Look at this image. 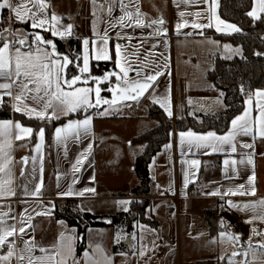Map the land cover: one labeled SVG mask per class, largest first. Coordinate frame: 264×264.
<instances>
[{"label": "crops", "instance_id": "obj_1", "mask_svg": "<svg viewBox=\"0 0 264 264\" xmlns=\"http://www.w3.org/2000/svg\"><path fill=\"white\" fill-rule=\"evenodd\" d=\"M47 2L50 4L49 16L54 12L62 17L61 25L70 24L73 26L71 36L60 39L52 36L50 31L42 32L40 29H32L28 23L13 21V14L8 10L9 26L14 30L26 33L40 32L48 40L62 41L65 48L58 45L60 52L76 58L82 56L84 39H89L90 42L97 39L96 32L93 30L95 25V29L99 33L103 34L105 30L108 32L111 59L100 61L90 59L91 75H95L93 72L94 63L102 61H112L114 63L112 67L119 71L117 62L121 60V57L116 55V45H120L122 50L126 49L128 53L136 51L139 46V58L131 57L135 61L134 67L139 66L145 74L163 70L164 75L158 77L153 87L139 102L126 103L129 106H124L125 104L113 106L114 109L118 108L119 110L110 109L106 116L97 113L105 111L108 106L89 114L81 110L62 117L67 119L58 127L66 125L70 120H82L85 116L92 117L91 132L82 136L80 140L69 139L66 146L57 144L54 131L52 146L47 148V133L43 127L45 130L42 147L43 173L39 172V165H37L34 177L31 173L32 163L23 166L19 162L23 157L38 155L34 151L35 144L39 142L37 130L35 131L32 126L23 124L16 118L5 119L31 127L34 132L31 138L14 141L12 156L15 163L12 167L17 194L15 197L0 199V205L7 206L0 208V211L10 210L11 216L19 217L24 214V209L28 208L33 216L35 241L44 247L57 244L60 233L64 232L68 235L71 230V233L77 237L74 241V248L75 256L80 264H85L83 253L85 251L93 253L96 245H100L104 249L105 253L112 258L113 264H198L200 260L214 261L215 264H228L232 251L246 249L249 240L254 245L264 242V235L256 234V231L264 233V223L253 219L255 213L233 208L228 203L229 201L235 204L254 203L264 199V140L258 137L254 142L255 196L225 194L229 189H235L241 184L248 186L247 180L252 174V167L237 164L236 170L233 171L232 166L229 165L226 174L223 161L228 158L239 160L242 158L240 153L252 151L239 146L240 143H253L250 136L237 137L239 142L237 153L231 154L230 157L224 153H213L210 149H193L190 153L186 150L187 145H184L182 149L179 143V133L181 132L227 134L231 130L232 120L247 110L249 97L253 100L252 115L253 117L257 116L258 98L253 94L246 98L243 110L230 120L228 129L224 133H219L215 129L199 132L193 129L178 130L174 128L169 142L153 158L149 169L155 186L149 196L151 205L147 210V216L155 218L160 223V233L144 223H138L131 236L121 235L119 231H115L109 226H89L85 233H80L77 226H70L66 220L55 218L57 206L68 200H76L81 211L94 216L109 217L124 210V207L129 210V204L122 206L118 202L128 201L129 197L122 193L139 185L134 165L137 157L145 148L144 143H135L134 139L160 124L157 118L150 116L151 107L153 105L160 106L158 103H153L151 97L155 95L161 99L165 96L170 98L171 116L164 108L160 107L166 115L173 119V122L187 115L194 117L200 114L219 115L226 108L224 96L210 80L208 73L213 68L216 57L232 59L236 56H243L244 49L229 39V37L241 33L242 29L238 24L221 16L222 0H218L219 6L216 8V14L225 22L239 27L240 32H217L215 21L211 28L193 29L191 27L192 22L208 23L207 9L211 0H207V2L193 0L187 4H177V0H140V11L145 14V26L127 28L117 24L118 17L123 15L118 3L112 5L113 12L109 16L107 12L108 0H97L95 6L91 0H47ZM124 2L129 3V0H124ZM101 4L105 5L103 10L99 8ZM254 7L255 0H253L251 11ZM129 10L135 11V5L129 3ZM182 11L193 15L181 18L180 12ZM197 12L201 13L199 18L194 15ZM161 17L165 20L162 26H147L150 20ZM261 19H264V14H261ZM183 20L188 21V26L182 28L177 34L176 24ZM157 28L166 29L167 35H156ZM77 37L81 40L80 53L68 45L69 40ZM89 47L92 48L91 43ZM166 62L168 67H164ZM157 64L161 67L157 68ZM68 74L69 76L78 75V68L71 65ZM129 75L132 79L139 78L136 77L135 71L130 72ZM6 99H9L12 105L13 101L8 97H5ZM28 102L31 103V101ZM260 102L264 103V99H261ZM78 113L81 115L75 116ZM89 145L92 147L91 154L81 165V171L74 174L72 172L73 164L80 158L81 153L87 151ZM169 145L171 147H168ZM193 159L200 161L198 170H195V177L191 175L194 169L189 168L187 163H183ZM22 170L24 175L21 174ZM186 174L190 180L187 187H185ZM57 177H60L59 180ZM73 177L78 180L76 184H72ZM41 178L44 185L42 197H26L24 186L27 185L31 191ZM69 187L74 193L84 191L86 188H95L96 192H85L83 196L59 195L66 192ZM213 191H218L220 195H211L210 193ZM25 200L27 203L23 202ZM218 206H224L232 215L219 214ZM44 208L51 209V215L38 216L32 211V209L41 211ZM207 211L217 212L216 219L221 225L218 231L211 228V222L215 220L208 218ZM202 219L205 222L203 228L199 226V221ZM14 222V220H9V223ZM202 230H204L203 233ZM28 231L31 233L32 229H28ZM225 232L238 236L239 242L235 246L230 244L221 235ZM117 235L121 237L118 243L126 241L132 249L131 252H114L113 247L118 244L116 242ZM31 238L32 236L25 237V239ZM79 242L85 246V250L80 256L78 255ZM241 245H243V249ZM141 250L146 254L141 256ZM36 255H41V253L37 252ZM95 255L99 258V253ZM234 259L240 260L241 257L238 256ZM12 264H16L14 258Z\"/></svg>", "mask_w": 264, "mask_h": 264}, {"label": "snow or ice", "instance_id": "obj_2", "mask_svg": "<svg viewBox=\"0 0 264 264\" xmlns=\"http://www.w3.org/2000/svg\"><path fill=\"white\" fill-rule=\"evenodd\" d=\"M95 6L97 0H91ZM193 0H177L179 3H191ZM199 2H207V0H199ZM115 3L119 4L123 15L118 17L117 24L120 27H144L145 14L140 11V0H129L130 4L135 5V11L129 10V3L124 0H108L107 12L111 16ZM214 5L215 7L211 6ZM218 0H211V4L207 9L208 15L206 19L207 24H200L192 22L193 29H204L213 27L215 21V28L217 32L230 31L240 32L241 29L234 24L225 22L216 14L218 8ZM50 4L47 0H0V11L9 10L13 21L21 23H28L32 29H40L42 32H51L52 36L64 39L72 35V25H61L62 17L54 12L49 16L48 9ZM104 4L99 5L103 10ZM95 15V13H93ZM261 14H264V0H255V7L248 15L255 20L261 19ZM186 15H193L191 13L180 12V17ZM200 17L201 13L194 14ZM165 20L161 17L159 19H152L147 26L163 25ZM111 26V25H110ZM188 26V21L183 20L176 24V32ZM97 39L90 42L89 39L83 40L82 56L70 58L68 55H62L57 51V45L52 40H48L40 32L26 33L14 30L11 26L0 29V107L5 104V97L10 98L12 108L15 112L21 113L29 118H35L41 121L56 120L62 117H67L70 114L77 113L83 110L87 112L88 109H98L102 105H107L108 108L103 112L97 113L101 116L109 114V110H119L113 106L123 104L125 101L139 102L159 76L164 75V71H154L153 74H145L142 69L137 66L134 67L135 61L131 59L132 56L139 58L138 47L137 50L128 53L126 49L122 50L120 45H116V55L121 57L117 62L119 72H111L105 74L103 77L92 76L90 71V59L97 61L109 60V36L107 30L103 34L95 29ZM156 35H167L166 29L157 28ZM29 36L32 40H29ZM131 39V37H128ZM92 44L90 49L89 45ZM227 47V46H226ZM239 51V50H236ZM256 55H262L256 53ZM147 59V58H145ZM73 65L79 70L78 75L69 76V66ZM157 68L161 66L156 65ZM164 67H168L167 62ZM135 71L137 79H132L129 73ZM170 75V73H169ZM112 77H115L118 83L113 84L107 89H102L103 84H112ZM92 86H88V85ZM103 90L110 91L113 94L111 100L102 98L101 92ZM257 97V111L258 115L253 117L251 97L247 100L248 108L242 115L236 117L231 122V130L225 135H217L216 132H208L207 134H198L193 131L179 133V143L183 149L187 145V151L192 152L193 149L200 150L210 149L213 153H224L231 156L237 153V145L239 136H250L253 143H240L239 146L244 149L252 151L240 153L242 157L239 160L225 159L223 161L225 172L229 165L232 166L233 171L236 170V165H249L252 167V174L247 180V187L244 184L237 186L235 189H229L227 194L246 196L256 195L255 181V141L259 137L264 140V103L260 100L264 99V90H257L253 93ZM153 103H158L162 108L172 115L170 107V98L165 96L163 99L153 95L151 97ZM28 101H31L29 103ZM129 106V105H124ZM92 117L85 116L82 120H70L66 125L58 127L55 130V138L57 144H64L66 146L69 139L80 140L82 136H86L91 132ZM34 129L23 126L19 122L11 120L0 121V199L15 197L16 188L14 186V160L12 151L14 148V141L25 140L31 138ZM39 142L35 144L34 151L38 154L32 157H23L19 162L23 166H27L30 162L33 167L31 173L33 177L37 172V165H39V172L43 173V154L42 147L45 140V130L43 127L36 132ZM26 146V145H25ZM168 147H171L169 145ZM65 150H67L65 148ZM92 147L89 145L86 152L80 154V158L72 166V172L78 173L81 171V165L91 154ZM206 154H208L206 152ZM189 168L194 169L192 177H195L196 171L199 168L200 161L193 159L184 161ZM22 175L24 172L22 170ZM60 177H57L59 180ZM94 179V178H93ZM78 180L73 177L72 184H76ZM190 182L188 175L185 176V187ZM43 180L42 178L36 183L30 191L27 185L24 186V194L26 197L41 198ZM85 192L95 193V188H86L81 192H73L69 187L66 192L60 193L62 196L79 195L83 196ZM211 195H220L218 191H213ZM27 203V200L23 201ZM122 206H126L130 201H119ZM233 208L240 210L251 211L255 213L253 219L264 223V199L254 203L235 204L228 202ZM7 207L0 205V208ZM54 207V206H53ZM259 209V212L257 210ZM127 211V207H124ZM36 215H51V209L44 208L41 211L32 209ZM9 220H14V223H9ZM33 216L28 208L24 209V214L19 217L10 215L9 211H0V264H12L13 258L16 264H80V261L75 256L74 241L77 239L69 230L68 235L61 232L57 244L44 247L38 244L34 238L35 226L32 224ZM250 223L252 221H249ZM62 223V222H61ZM111 223V221H108ZM143 228V226H140ZM28 229H32L30 233ZM254 231H256L254 229ZM257 235H264V233L256 231ZM230 244L235 246L239 242V237L234 236L228 232L221 234ZM26 236H32L31 239H25ZM135 238V237H133ZM121 237L116 236V242L120 241ZM215 242V241H213ZM89 247H92L89 245ZM243 249V245H241ZM39 252L41 255H36ZM99 253V258L95 255ZM145 251L141 250L140 255H145ZM241 257L240 260L234 259ZM223 259V257H221ZM83 260L85 264H113L112 258L108 256L100 245H96L93 253L85 251L83 253ZM228 264H264V242L253 244L251 240L247 243V248L232 251Z\"/></svg>", "mask_w": 264, "mask_h": 264}, {"label": "trees", "instance_id": "obj_3", "mask_svg": "<svg viewBox=\"0 0 264 264\" xmlns=\"http://www.w3.org/2000/svg\"><path fill=\"white\" fill-rule=\"evenodd\" d=\"M253 6V0H222L221 16L231 22L238 24L242 32L229 37V39L244 49L243 56H236L232 59L216 57L213 68L208 76L224 96L226 108L217 116L197 115V117L185 116L177 119L174 124L164 110L153 105L150 116L160 121L159 126L148 130L134 139L135 143H144L143 152L137 157L134 165V172L139 180V185L131 190L133 200L129 210H120L112 216H94L79 209L76 200H68L58 205L55 211L56 219H63L70 226H77L80 233H85L89 226H109L121 235L131 236L135 232L138 223H144L161 232L160 223L152 217L147 216V210L151 205L149 198L155 182L150 173V163L161 151L163 146L169 142L174 128L178 130H189L203 132L215 129L219 133H224L229 126L230 120L239 114L245 105V100L257 89H264V19L254 20L248 15ZM9 27L8 10L0 11V29ZM28 28V26H26ZM61 48H65L62 41L57 40ZM70 48L81 52V40L79 37L69 40ZM261 53L262 55H256ZM114 63L112 61H102L94 63L93 72L102 74ZM78 113L75 116H80ZM16 118L23 124L32 126L35 131L40 127H45L47 133V148L53 143L55 129L67 118L58 120L41 121L35 118H28L21 113L13 111L9 99L5 100L3 107H0V120ZM201 119V120H199ZM175 125V126H174ZM34 140V138H33ZM140 201H136L137 199ZM216 213L207 211L208 218L216 219ZM111 221V223H108ZM213 222H211L212 225ZM85 250L83 243L79 242L78 255ZM114 252L132 251L126 241H121L113 247ZM202 264V263H200Z\"/></svg>", "mask_w": 264, "mask_h": 264}, {"label": "water", "instance_id": "obj_4", "mask_svg": "<svg viewBox=\"0 0 264 264\" xmlns=\"http://www.w3.org/2000/svg\"><path fill=\"white\" fill-rule=\"evenodd\" d=\"M40 34L43 35L42 33H40ZM43 36H44V35H43ZM45 38H46V37H45ZM46 39H47V38H46ZM52 41L56 43L58 53H60V54H62V55H68L70 58H72L69 54L61 53V52H60V49H59V46H58V44H57V42L54 41V40H52ZM70 66H71V65H70ZM70 66H69V68H70ZM111 72H117V73H118L119 71H117L114 67L111 66V67L109 68V70L104 71L102 74H95V75H92V76L103 77L105 74H107V73H111ZM68 73H69V69H68ZM78 74H79V70H78ZM129 76H130V75H129ZM111 79H112V84H103V85H101L102 89H107V88L111 87L113 84L118 83V81H116L115 77H112ZM145 95H146V94H145ZM145 95H144V96H145ZM144 96H143V97H144ZM101 97H102V98H106V99L111 100V99L113 98V94H112L110 91L103 90V91L101 92ZM143 97H141L140 100H141ZM140 100H139V101H140ZM129 102H135V101H125L123 104L129 103ZM106 106H107V105H102V106L99 107L98 109H88V111L86 112V114H89V113H91V112H93V111H95V110L103 109V108L106 107Z\"/></svg>", "mask_w": 264, "mask_h": 264}, {"label": "rangeland", "instance_id": "obj_5", "mask_svg": "<svg viewBox=\"0 0 264 264\" xmlns=\"http://www.w3.org/2000/svg\"><path fill=\"white\" fill-rule=\"evenodd\" d=\"M146 102V100L144 101V103ZM190 116V115H189ZM191 117H194V116H191ZM199 120H201V119H199ZM131 192V190H128V191H126V192H123L122 194L124 195V196H127V197H129L128 198V201H130V203H129V207H130V205H131V202H132V200L134 199L133 198V196H132V193H130ZM137 199V198H136ZM136 201H140V199H137ZM203 225H205V222H204V219H202V220H200L199 221V226L201 227V228H203ZM211 228L212 229H214L215 231H218L220 228H221V225H220V222H218L217 221V219H215V221H213V223H212V225H211ZM112 229V228H111ZM203 231L204 230H202V233H203ZM200 243V242H199ZM198 243V244H199ZM207 260V259H206ZM200 263H202V264H215L214 263V261H205V260H200L199 262H198V264H200Z\"/></svg>", "mask_w": 264, "mask_h": 264}, {"label": "built area", "instance_id": "obj_6", "mask_svg": "<svg viewBox=\"0 0 264 264\" xmlns=\"http://www.w3.org/2000/svg\"><path fill=\"white\" fill-rule=\"evenodd\" d=\"M29 40H32V37H29ZM176 123V121H174V124ZM175 126V125H174ZM217 211L219 214H229L232 215V213L230 211H228L224 206H218L217 207Z\"/></svg>", "mask_w": 264, "mask_h": 264}]
</instances>
